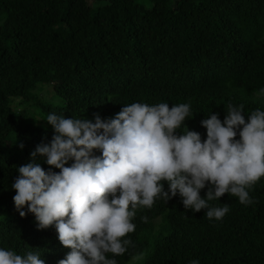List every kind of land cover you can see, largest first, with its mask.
<instances>
[{
	"label": "trees",
	"instance_id": "obj_1",
	"mask_svg": "<svg viewBox=\"0 0 264 264\" xmlns=\"http://www.w3.org/2000/svg\"><path fill=\"white\" fill-rule=\"evenodd\" d=\"M262 87L264 0H0V247L39 253L45 264L70 250L54 226L38 230L33 214L21 217L12 199L16 167L52 138L47 114L106 119L133 102L187 103L178 131L203 141L200 121L217 113L223 122L229 103L243 105L246 121L264 110ZM249 195L250 205L227 193L210 201L229 208L218 221L185 210L178 195L156 200L131 221L134 247L106 256L117 264H264V177Z\"/></svg>",
	"mask_w": 264,
	"mask_h": 264
},
{
	"label": "clouds",
	"instance_id": "obj_2",
	"mask_svg": "<svg viewBox=\"0 0 264 264\" xmlns=\"http://www.w3.org/2000/svg\"><path fill=\"white\" fill-rule=\"evenodd\" d=\"M256 95L264 96V87ZM243 112V105L229 103L223 122L217 113L205 116L203 141L187 126L178 131L189 117L187 103L133 102L112 118L94 114L93 120L49 113L43 119L52 126L51 140L37 144L30 162L16 167L14 207L21 217L33 214L38 230L54 226L70 249L58 264H117L106 254L134 247L126 238L135 230L131 221L156 200L167 203L178 195L185 210L204 209L217 221L229 208L209 202L225 193L242 205L254 203L249 191L264 177V110H253L247 121ZM38 157L52 167L43 169ZM40 256L0 247V264H45Z\"/></svg>",
	"mask_w": 264,
	"mask_h": 264
},
{
	"label": "rangeland",
	"instance_id": "obj_3",
	"mask_svg": "<svg viewBox=\"0 0 264 264\" xmlns=\"http://www.w3.org/2000/svg\"><path fill=\"white\" fill-rule=\"evenodd\" d=\"M45 91H49L48 87L45 88ZM48 95H51V92H48Z\"/></svg>",
	"mask_w": 264,
	"mask_h": 264
}]
</instances>
